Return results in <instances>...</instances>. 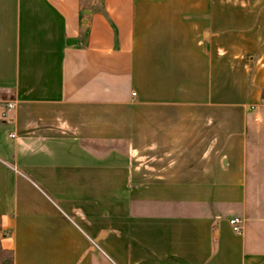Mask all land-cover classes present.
Here are the masks:
<instances>
[{"label":"crops","instance_id":"crops-1","mask_svg":"<svg viewBox=\"0 0 264 264\" xmlns=\"http://www.w3.org/2000/svg\"><path fill=\"white\" fill-rule=\"evenodd\" d=\"M0 249L264 264V0H0Z\"/></svg>","mask_w":264,"mask_h":264},{"label":"built area","instance_id":"built-area-1","mask_svg":"<svg viewBox=\"0 0 264 264\" xmlns=\"http://www.w3.org/2000/svg\"><path fill=\"white\" fill-rule=\"evenodd\" d=\"M135 94V93H134ZM10 107L13 106V104H10L9 105ZM242 222V219L239 218V217H235V218H232L230 220V224L232 225L233 229L236 231V232H239V233H242L243 230H242V227L240 226V223Z\"/></svg>","mask_w":264,"mask_h":264},{"label":"rangeland","instance_id":"rangeland-1","mask_svg":"<svg viewBox=\"0 0 264 264\" xmlns=\"http://www.w3.org/2000/svg\"><path fill=\"white\" fill-rule=\"evenodd\" d=\"M0 264H10V254L0 249Z\"/></svg>","mask_w":264,"mask_h":264}]
</instances>
